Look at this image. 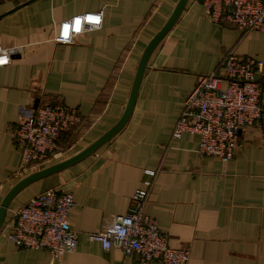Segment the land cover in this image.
Segmentation results:
<instances>
[{
    "label": "crops",
    "instance_id": "0c3cea01",
    "mask_svg": "<svg viewBox=\"0 0 264 264\" xmlns=\"http://www.w3.org/2000/svg\"><path fill=\"white\" fill-rule=\"evenodd\" d=\"M177 1L0 0V46L12 50L11 62L0 66V201L20 178L71 157L118 121L142 51ZM88 11L101 12L99 28L69 44L54 40L60 22ZM228 49L264 61V30L212 22L201 0H188L148 58L125 125L91 155L23 188L8 206L5 219L47 188L71 191L76 248L53 260L0 232V264H134L87 235L128 212L146 169L156 174L143 212L157 220L169 246L188 249L186 264H264V129L239 131L230 160L200 155L189 133L171 137L184 98L201 76L220 71ZM37 99L75 109L81 121L61 138L71 144L68 154L21 173L12 133L34 114Z\"/></svg>",
    "mask_w": 264,
    "mask_h": 264
},
{
    "label": "built area",
    "instance_id": "2783aa9c",
    "mask_svg": "<svg viewBox=\"0 0 264 264\" xmlns=\"http://www.w3.org/2000/svg\"><path fill=\"white\" fill-rule=\"evenodd\" d=\"M201 4L212 22L231 24L242 32L264 30V0H201ZM101 23V12L76 14L59 23L54 40L72 43L78 34L97 29ZM11 54V49L0 46V61H4L0 66L11 62ZM218 69L201 76L186 95L171 137L179 139L189 133L196 137V151L200 155L230 160L236 151L239 131L256 124L264 129V61L239 56L228 49ZM80 121L75 109L50 100L40 101L34 114L12 133L14 143L21 148L19 172L58 156L60 137ZM144 172L149 177L143 182L144 188L132 194L128 212L114 216L99 231L88 233L87 238L99 242L106 251L119 249L125 256L134 257V264H186L188 249L169 246L157 220L143 212L148 188L156 174L151 169ZM72 205L71 191L47 188L13 209L0 232L17 247L42 250L53 260L59 259L72 252L78 242L77 233L68 225Z\"/></svg>",
    "mask_w": 264,
    "mask_h": 264
},
{
    "label": "water",
    "instance_id": "95a60500",
    "mask_svg": "<svg viewBox=\"0 0 264 264\" xmlns=\"http://www.w3.org/2000/svg\"><path fill=\"white\" fill-rule=\"evenodd\" d=\"M31 1V0H30ZM188 0H178L175 7L173 8L170 16L165 21V23L162 25V27L152 36V38L149 40L147 45L142 51V54L139 58L136 72L134 75L133 83L131 86L130 94L126 103V106L124 108V111L118 121L109 128L106 132H104L101 136H99L95 141H93L91 144H89L87 147L82 149L81 151L77 152L76 154L72 155L71 157H68L64 160H61L59 162H56L54 164H51L49 166H46L44 168H41L37 171H34L30 174H27L26 176L20 178L17 182H15L10 189L5 193L2 200L0 201V228L5 220L6 212L8 209V206L11 202V200L26 186L29 184L36 182L42 178H45L51 174H54L58 171H61L79 161L86 158L87 156L94 153L99 146H101L103 143L108 141L112 136H114L127 122L128 118L130 117V114L133 110L136 95L138 92V87L141 81V78L143 76L146 63L148 61V58L150 57L151 53L153 52L154 48L157 46V44L161 41V39L167 34V32L170 30V28L173 26V24L178 19L179 15L183 11L186 3ZM38 99L35 101L34 108L37 107Z\"/></svg>",
    "mask_w": 264,
    "mask_h": 264
},
{
    "label": "rangeland",
    "instance_id": "374dc122",
    "mask_svg": "<svg viewBox=\"0 0 264 264\" xmlns=\"http://www.w3.org/2000/svg\"><path fill=\"white\" fill-rule=\"evenodd\" d=\"M71 144L70 143H68V144H66V143H64V144H62V146H61V155H59V157L60 156H62V157H64L66 154H68V152H69V150L70 149H68L69 148V146H70ZM63 147V148H62ZM59 157L57 158V159H59ZM56 160V159H55ZM40 167H42V166H40ZM29 171V169L26 171V172H28ZM31 171V170H30ZM26 172H23V173H26Z\"/></svg>",
    "mask_w": 264,
    "mask_h": 264
},
{
    "label": "snow or ice",
    "instance_id": "6c2138e0",
    "mask_svg": "<svg viewBox=\"0 0 264 264\" xmlns=\"http://www.w3.org/2000/svg\"><path fill=\"white\" fill-rule=\"evenodd\" d=\"M88 19H94V20H96V21H98L99 20V17H95V18H92V17H89ZM79 28H80V21L79 20H77L76 21V30L77 31H79ZM65 36H67V26H65ZM0 63H3V61H0Z\"/></svg>",
    "mask_w": 264,
    "mask_h": 264
},
{
    "label": "trees",
    "instance_id": "16d2710c",
    "mask_svg": "<svg viewBox=\"0 0 264 264\" xmlns=\"http://www.w3.org/2000/svg\"><path fill=\"white\" fill-rule=\"evenodd\" d=\"M66 133H67V132H66ZM66 133H64V134H66ZM64 134H62V136H64ZM62 136L60 137L61 145H62V143H63V141L61 140Z\"/></svg>",
    "mask_w": 264,
    "mask_h": 264
},
{
    "label": "clouds",
    "instance_id": "9594fccd",
    "mask_svg": "<svg viewBox=\"0 0 264 264\" xmlns=\"http://www.w3.org/2000/svg\"><path fill=\"white\" fill-rule=\"evenodd\" d=\"M4 62V61H3Z\"/></svg>",
    "mask_w": 264,
    "mask_h": 264
}]
</instances>
